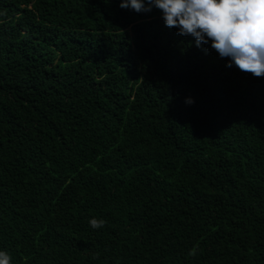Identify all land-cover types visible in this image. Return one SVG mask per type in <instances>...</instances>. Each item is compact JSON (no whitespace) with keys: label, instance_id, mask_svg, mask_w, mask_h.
I'll return each mask as SVG.
<instances>
[{"label":"trees","instance_id":"trees-1","mask_svg":"<svg viewBox=\"0 0 264 264\" xmlns=\"http://www.w3.org/2000/svg\"><path fill=\"white\" fill-rule=\"evenodd\" d=\"M119 3L0 0V250L264 264V76Z\"/></svg>","mask_w":264,"mask_h":264},{"label":"clouds","instance_id":"clouds-1","mask_svg":"<svg viewBox=\"0 0 264 264\" xmlns=\"http://www.w3.org/2000/svg\"><path fill=\"white\" fill-rule=\"evenodd\" d=\"M118 6L136 12L154 7L147 22L159 19L179 35L193 37L197 47L210 42L221 58H228L227 67L264 76V0H120ZM89 225L102 228L104 221L92 218ZM0 264H11L3 250Z\"/></svg>","mask_w":264,"mask_h":264}]
</instances>
